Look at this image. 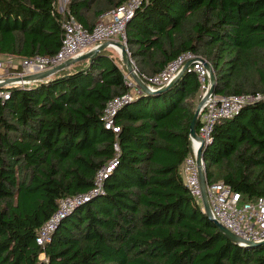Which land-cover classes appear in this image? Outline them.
I'll use <instances>...</instances> for the list:
<instances>
[{"label": "trees", "instance_id": "16d2710c", "mask_svg": "<svg viewBox=\"0 0 264 264\" xmlns=\"http://www.w3.org/2000/svg\"><path fill=\"white\" fill-rule=\"evenodd\" d=\"M127 1L69 0L61 12L58 0H0V56L55 54L67 17L92 29ZM126 33L140 75L192 51L211 63L215 94L264 95V0H150ZM105 50L13 86L0 101V264H264V244L231 241L185 185L203 94L197 75L187 69L167 90L139 93L118 111L116 133L105 128L104 109L131 88L125 65ZM116 142L105 192L39 245L60 200L94 187ZM203 155L209 182L230 184L243 200L264 195V98L220 120Z\"/></svg>", "mask_w": 264, "mask_h": 264}, {"label": "built area", "instance_id": "2783aa9c", "mask_svg": "<svg viewBox=\"0 0 264 264\" xmlns=\"http://www.w3.org/2000/svg\"><path fill=\"white\" fill-rule=\"evenodd\" d=\"M149 2L150 0H128L103 14L92 29L85 27L72 16L67 17L63 23L62 44L55 54L26 58L14 56L0 58V101L10 98L13 86L26 87L36 81L24 79V76L54 68L82 55L88 48H95L105 41L122 42L127 47V25L137 10ZM113 47L117 46L113 45ZM201 57L192 51H186L169 62L157 74L152 76L141 75V77L151 89L157 90L171 82L184 69L185 65L192 61L187 69L197 75L201 82L203 96L209 88L210 71ZM17 77L20 79L5 83L8 78ZM127 78L131 91L109 100L102 116L105 128L116 133L120 131V126L116 124L118 111L139 93L145 92L132 76H127ZM263 98L264 95L261 93L232 95L213 93L206 99L200 112V124L197 128L199 138L191 137L192 150L183 163L185 185L205 213L201 172L197 160L199 149L203 148L204 150L211 143L214 128L220 120L233 118L245 106ZM114 147L117 151L116 155L98 171L94 187L89 192L78 193L60 200L57 211L38 231L36 241L39 245H44L51 240L60 221L77 206L105 192L104 181L119 163V143L116 142ZM203 167H206L205 163H203ZM205 189L212 217L238 236L242 246H245L247 242L264 241V195L251 200H243L242 194L224 181L209 182L207 180Z\"/></svg>", "mask_w": 264, "mask_h": 264}, {"label": "water", "instance_id": "95a60500", "mask_svg": "<svg viewBox=\"0 0 264 264\" xmlns=\"http://www.w3.org/2000/svg\"><path fill=\"white\" fill-rule=\"evenodd\" d=\"M117 46L120 47L122 49V52H120L121 54V58L124 61V64L126 65L129 74L132 76V78L136 81V83L147 93H151V94H156V93H161L165 90H167L168 88H170L172 85H174L178 79L183 75L184 71L190 67V65L192 64L191 62H188L184 69L168 84H166L165 86L157 89V90H153L149 87V85L142 79L141 75L138 73L137 68L135 66L134 61L132 60L131 54L129 53L126 45L122 42H112V41H105L103 43H101L99 46L90 49L89 51L83 53L82 55L76 57V58H72L54 68L48 69L44 72H39L36 74H31V75H26L23 78L24 79H30V80H40V79H44L47 77H50L52 75H54L55 73H57L58 71L70 66L71 64L79 61V60H83V59H92L96 54H98L100 51L111 47V46ZM201 60H203L205 66L209 69L210 71V83H209V88L206 91V93L202 96L201 100L199 101L193 120L191 122V130H190V136L193 138H199L198 134H197V125H198V120L200 117V112L201 109L206 101V99L212 95L214 93V85L216 83V76L214 73V69L211 65V63L204 57H201ZM20 77L17 78H8L5 83H9L10 81H17L19 80ZM4 84V83H3ZM198 164L200 166V172H201V181H202V188H203V202H204V206H205V210H206V214L207 216L220 228V230L234 243L241 245V239L236 236L231 230H229L227 227H225L221 222H219L218 220L214 219L212 217V213H211V208H210V204L208 201V197H207V193H206V181H207V176H206V167H203V163H205V159H204V155H203V148H200L198 151ZM264 241L262 242H247L245 246H251V247H255V246H260L263 245Z\"/></svg>", "mask_w": 264, "mask_h": 264}, {"label": "crops", "instance_id": "0c3cea01", "mask_svg": "<svg viewBox=\"0 0 264 264\" xmlns=\"http://www.w3.org/2000/svg\"><path fill=\"white\" fill-rule=\"evenodd\" d=\"M61 3L63 4V7H61ZM68 3H69V0H58V9H59V11H61V12H65L66 11V9H67V5H68ZM100 18H101V16H100ZM100 18H99V20H100ZM98 20V21H99ZM90 49H92V48H88L87 50H86V52L87 51H89ZM114 50H116V47H113V46H111V47H108V48H106V52L107 53H109L110 55H113L114 57H115V55H114ZM103 51V50H102ZM101 52V51H100ZM0 58H4V56H0ZM80 61V60H79ZM117 61V60H116ZM118 62V61H117ZM123 63H124V61H123ZM74 64H76V62L75 63H73V64H71L70 66H68V67H70V68H72V66H74ZM78 65V64H77ZM125 65V64H124ZM125 67H126V65H125ZM127 68V67H126ZM127 71H128V69H127ZM128 73H129V71H128ZM127 73V74H128Z\"/></svg>", "mask_w": 264, "mask_h": 264}, {"label": "rangeland", "instance_id": "374dc122", "mask_svg": "<svg viewBox=\"0 0 264 264\" xmlns=\"http://www.w3.org/2000/svg\"><path fill=\"white\" fill-rule=\"evenodd\" d=\"M61 7H63V4L61 3ZM120 52H122V51H120ZM120 52L116 49V50H114V55H115V59L119 62V64L123 67L124 66V63H123V60H122V58H121V54H120ZM15 63H16V61H15ZM128 72V71H127ZM127 76H130L131 77V75L128 73L127 74Z\"/></svg>", "mask_w": 264, "mask_h": 264}, {"label": "bare ground", "instance_id": "6f19581e", "mask_svg": "<svg viewBox=\"0 0 264 264\" xmlns=\"http://www.w3.org/2000/svg\"><path fill=\"white\" fill-rule=\"evenodd\" d=\"M116 49L120 52L122 51V49L120 47H116Z\"/></svg>", "mask_w": 264, "mask_h": 264}]
</instances>
